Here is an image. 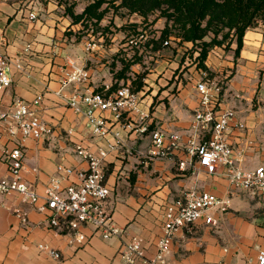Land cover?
Returning a JSON list of instances; mask_svg holds the SVG:
<instances>
[{"label":"crops","instance_id":"crops-1","mask_svg":"<svg viewBox=\"0 0 264 264\" xmlns=\"http://www.w3.org/2000/svg\"><path fill=\"white\" fill-rule=\"evenodd\" d=\"M63 7L55 1L42 5L30 0H11L0 6V33L5 38L0 51L12 59L9 75L13 79L11 88L0 97V102L7 107L16 100H23L32 105L40 119L54 129V134L43 140L20 137L17 140L25 155L23 176L40 196L45 195L54 179H61L63 187L79 182L76 176L67 177L57 172L58 165L77 170L88 168L87 163L76 154L78 146L97 152L112 141V137L104 140L93 137L86 120L68 108L66 99L72 90L66 89L64 95H57L68 61L87 69L95 91L101 89L103 93H108L115 83L119 82L120 86L123 81L130 80L123 77L118 81L108 61L111 55L121 54L122 51L106 50L101 40L95 41L90 33L82 37L71 33H75V26L81 24L74 25ZM31 12L37 14L35 21L28 18ZM90 43L95 45L92 50L88 48ZM234 49L229 50V62H224L234 70V75L230 88L222 94L221 108L235 109L236 120L246 124L243 130L233 127L229 139L241 166L255 169L264 164L249 168L243 154L251 150L256 141L247 122L255 123L257 117L254 113H246V103L241 94L253 84L257 74V85H260L261 78L264 80V25L247 31L238 58H235ZM181 53V50H175L171 58L169 53H164L167 59L163 65L176 69L180 65L177 61ZM210 58L211 55L206 61L209 70L212 69ZM121 70L118 67L116 71ZM172 86L177 87V95L160 93L149 84L151 91L147 97H144V88L147 87L143 86L140 108L149 112L151 129L187 134L199 103L195 82H174ZM40 95H44L43 102L36 106L34 102ZM260 102L264 105V97ZM259 117L264 119V112ZM114 131H119V127L116 126ZM121 134L128 140V146L108 157L107 179L112 189L113 219L124 231L122 237L106 241L91 227H84L81 231L88 241L85 244L71 243L72 236L48 227L46 215L23 204L18 196L5 197L0 205V264H56L55 260L39 250L40 244H49L59 250L63 257L61 264H125L120 257L121 251L124 244L134 238L144 240L147 257L150 258L156 253V244L162 234L165 207L194 186L216 198L229 196L230 211L218 216L217 226L207 227L200 222L192 230L180 232L167 260L181 264H256L259 251L264 250L263 199L234 191L226 179L209 175L204 169L196 174L191 170L180 171L178 162L186 157L183 151L178 152L173 160H157L149 164L138 153L148 150L149 138H138L127 132ZM13 146L7 141L0 143V176H7L3 163L4 150ZM240 194L247 195L254 205L260 206L262 217L256 213L257 216L250 222L235 216L233 206L242 205L238 199ZM18 211L27 214L26 224L18 216ZM222 222H226L223 241L208 239L203 243V232L220 228Z\"/></svg>","mask_w":264,"mask_h":264},{"label":"built area","instance_id":"built-area-1","mask_svg":"<svg viewBox=\"0 0 264 264\" xmlns=\"http://www.w3.org/2000/svg\"><path fill=\"white\" fill-rule=\"evenodd\" d=\"M10 1L0 0V6ZM28 18L35 21L37 14L31 12ZM4 42L5 38L0 33V46ZM130 44L138 46L134 40ZM168 44L169 41L164 43ZM94 46L90 43L88 48L92 50ZM199 51L195 52L194 60ZM194 65L199 76L195 84L199 103L188 133L182 134L179 131L151 129L149 112L140 108L142 90L135 92L131 81H123L116 91L109 94L97 92L92 89L87 69L69 60L57 95H64L66 89L72 90L66 99L68 108L86 120L93 137L103 140L112 137V141L97 152L78 146L76 154L87 163L88 168L77 170L58 165L57 172L67 177L76 176L79 182L63 187L61 179H54L44 196H40L23 176L25 155L17 140L19 137L43 140L51 137L54 129L40 119L32 105L23 100H16L7 107L0 102V143L7 141L9 145L14 144L13 147H6L3 153L7 176H0V205L3 198L18 196L23 204L46 215L50 229L72 236L71 243L85 244L88 241L81 231L84 227H91L95 234L106 241L121 238L124 231L113 219L107 160L111 154L128 146L122 132L138 138H149L148 150L138 152L149 164L157 160H173L178 152L183 151L186 157L178 162L180 171L191 170L196 174L204 169L209 175L226 179L234 191L264 200V166L243 168L229 139L233 127L243 130L246 124L236 120L235 109L221 108L224 83L217 80L210 70L198 68L196 63ZM11 66L10 56L0 51V97L13 84L9 75ZM43 99L44 95H40L34 105L39 106ZM106 113L109 115L106 116ZM116 126L120 132L114 131ZM230 208L229 196L216 198L194 186L165 207L162 234L154 256L147 257L144 240L134 238L124 244L120 257L125 264H181L167 260L176 236L184 230H192L200 222L207 227L217 226L218 216L227 214ZM17 213L26 224L27 214L21 211ZM38 248L56 264L62 263L59 250L49 244H40ZM256 264H264V250L259 251Z\"/></svg>","mask_w":264,"mask_h":264},{"label":"rangeland","instance_id":"rangeland-1","mask_svg":"<svg viewBox=\"0 0 264 264\" xmlns=\"http://www.w3.org/2000/svg\"><path fill=\"white\" fill-rule=\"evenodd\" d=\"M17 1H28V0H17ZM35 3H40L42 5H47L50 1H55L63 4V10H66L67 6H70L76 3L74 10L76 13H81L88 4V0H30ZM166 20L159 18L157 14L152 15L148 20L143 19L141 16L136 14L130 15L126 9L116 10L114 8L110 9L107 13L105 19L100 23L96 24L95 22H89L84 27L83 25L75 26V33L71 31L77 37L87 35L88 33L92 34L95 41L99 39L104 44L106 50H121L122 53H114L108 59L111 68L115 70L116 75L117 68H123L122 62L132 63L136 62L128 72H126L125 77L131 78L129 81H133L139 76L144 75L143 84L144 88V97H147L151 91L148 85H154L153 88L160 91V93L168 92L171 96L177 95V87L174 88L172 84L177 83H188L196 82L199 80L198 73L195 71V65L193 64L194 57L193 55V45L184 44L182 46L178 45V41L172 36L169 40L168 45H161L158 42V39L161 36V32L165 27ZM261 25V24H260ZM144 36V38H142ZM137 41L138 46L130 44V41ZM122 45V47H121ZM158 48L154 49V46ZM234 45L233 48H235ZM125 50V51H124ZM175 50H181L182 53L179 56L180 63L179 67L176 69L169 66L163 65V61H166L167 56L164 53H169L170 58L173 55ZM159 52V53H158ZM229 51L223 48H214L211 51L210 55V69L211 73L217 80H221L224 85V90L229 89L230 80L233 77V69H229V65L224 62L230 60L228 58ZM195 56V53H194ZM173 59V58H172ZM221 62V64L219 63ZM120 63V64H119ZM214 68H226V71H220L219 69ZM117 72V73H116ZM222 72H224L222 74ZM227 76V77H225ZM258 74L256 80L252 85L247 87L245 93L241 94L244 96L242 100L246 103L245 111L247 114L254 113L256 115L255 123H248L250 130L254 134L256 141L253 142L254 145L251 146V150L248 152L245 151L243 158L246 162L247 167H257L264 164V119H261V113L264 112V105L260 102L264 97V80L261 78L260 85H257L259 82ZM133 78V79H132ZM138 83V81H137ZM120 87V86H119ZM173 87V88H172ZM132 88L136 89V83ZM249 89V90H248ZM231 94L233 92L231 91ZM143 98V97H142ZM223 98V97H222ZM221 98V99H222ZM155 102V101H154ZM156 103V102H155ZM248 103V104H247ZM151 110V109H150ZM248 131V130H247ZM259 145V149H258ZM254 165V166H253ZM242 201L241 206H233V212L236 217H242L246 221H253V218L257 214L262 213L259 205H254L251 199L247 195L240 194L238 199ZM257 213V214H256ZM262 217V214L259 215ZM228 221V220H227ZM226 222H222V225L218 229H213L211 231L203 232V243L208 239L218 240L220 243L223 241V236L225 234Z\"/></svg>","mask_w":264,"mask_h":264},{"label":"trees","instance_id":"trees-1","mask_svg":"<svg viewBox=\"0 0 264 264\" xmlns=\"http://www.w3.org/2000/svg\"><path fill=\"white\" fill-rule=\"evenodd\" d=\"M75 6L74 2L67 6L66 15L73 20L74 25L81 24L84 27L92 21L100 24L112 8L126 9L130 15L136 14L145 20L157 14L166 20L158 42L162 45L174 36L179 46L192 44L193 57L200 50L193 64L208 71L206 61L214 48L229 51L236 45L234 53L235 58H238L247 31L264 25V0H88L82 13H76ZM154 49H158L156 45ZM135 64L122 62L123 68L116 74L118 81ZM143 78L144 75L132 81L133 85H137L133 89L135 92L142 90ZM118 83L107 94L116 91ZM97 92L102 91L98 89Z\"/></svg>","mask_w":264,"mask_h":264}]
</instances>
